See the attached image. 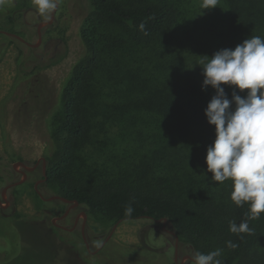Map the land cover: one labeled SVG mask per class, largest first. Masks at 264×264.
Listing matches in <instances>:
<instances>
[{"label": "trees", "instance_id": "trees-1", "mask_svg": "<svg viewBox=\"0 0 264 264\" xmlns=\"http://www.w3.org/2000/svg\"><path fill=\"white\" fill-rule=\"evenodd\" d=\"M79 2L85 54L52 115L57 152L48 161L46 185L91 215L116 222L166 219L195 252L223 249L222 264H264V213L249 219L248 206L229 199L231 181L213 183L206 171L214 126L204 110L215 91L202 90L197 65L201 56L264 37V0H219L201 17V33L198 8L186 0ZM12 6L7 0L0 17ZM11 39L21 52L29 49ZM57 61L40 65L30 55L23 63L35 69ZM222 87L231 99L232 88ZM102 157L107 165L97 161ZM129 203L131 217L124 214ZM232 220H247L253 234L231 233ZM228 241L238 247L228 248Z\"/></svg>", "mask_w": 264, "mask_h": 264}, {"label": "rangeland", "instance_id": "rangeland-1", "mask_svg": "<svg viewBox=\"0 0 264 264\" xmlns=\"http://www.w3.org/2000/svg\"><path fill=\"white\" fill-rule=\"evenodd\" d=\"M79 1L61 0L52 24L41 29L40 44L35 48L28 47L24 52L20 51L18 43L12 42L13 37L4 33L15 34L26 43L36 44V27L49 17L45 19L32 0H13L10 11L0 17V190L22 179L17 173L22 169L17 166L14 170L13 164L21 162L32 167L39 162L34 171L25 172L19 185L6 191L7 203L1 201L0 264H172L174 239L161 230V223L146 218L116 222L91 215L85 207L79 206L76 211L86 213L90 254L77 229L67 233L52 227L51 221L66 207L58 202L43 201L34 190L36 180L41 178L40 160H45L47 168L48 161L57 152V145L51 138L52 115L60 105L62 89L73 68L85 54L80 34L83 11ZM186 1L198 8L195 24L201 33V17L207 18L208 12L215 7L204 9L202 0ZM54 48H57L55 57L48 58ZM30 55L36 60V56L43 55L37 62L40 65L58 61L34 69L30 63H23ZM19 68H25V73ZM97 161L107 165L105 157ZM38 189L45 191L46 196L59 193L56 187L48 185H39ZM30 221L37 225L32 226L28 223ZM71 224L72 220L63 226L69 228ZM165 228L173 231L168 223ZM110 232L109 240L93 253L99 248L97 242L102 245ZM189 246L187 240L179 238L177 264H191L186 259L181 261L195 252Z\"/></svg>", "mask_w": 264, "mask_h": 264}, {"label": "clouds", "instance_id": "clouds-1", "mask_svg": "<svg viewBox=\"0 0 264 264\" xmlns=\"http://www.w3.org/2000/svg\"><path fill=\"white\" fill-rule=\"evenodd\" d=\"M6 2L0 0V7ZM32 2L47 19L61 0ZM218 2L202 0V7L211 9ZM139 29L144 31L145 23ZM201 57L197 65L203 76L202 90L210 86L215 91L204 110L207 123L214 126V140L206 147V171L211 173L213 183L231 181L230 201L237 207L247 205L249 219H258L264 213V37L251 36L234 49L218 50L211 58ZM222 85L232 88L231 99ZM245 89L246 95L237 94V90ZM133 212L129 203L124 214L131 217ZM229 231L243 239L254 230L247 220L239 224L232 220ZM100 246L97 242L96 247ZM227 247L238 245L228 241ZM222 253L220 248L206 254L194 252L191 264H222Z\"/></svg>", "mask_w": 264, "mask_h": 264}, {"label": "flooded vegetation", "instance_id": "flooded-vegetation-1", "mask_svg": "<svg viewBox=\"0 0 264 264\" xmlns=\"http://www.w3.org/2000/svg\"><path fill=\"white\" fill-rule=\"evenodd\" d=\"M4 34L7 35L6 33H4ZM9 37H12V36H9ZM41 40H42V38H41ZM56 53H57V48H54L52 54L49 55L48 58H54ZM36 57H37V62H39V60H41V58H43V55H39V56H36ZM38 163L39 162H36L33 166H36L37 167ZM40 163H41V165H40L41 178L38 179V180H36V182L34 184V190L37 192V194L40 196V198L43 201H46V202H58V203L60 202L61 204H63L66 207L60 215L56 216V218L51 221L52 227L55 228V229H57V230H59V231H63V232H67V233L72 232V231H75V229H77L79 231V235L81 237V240H82V242H83V244H84V246L86 248L85 240L88 243V241H87V229H86V213L84 211H76L77 208L80 205L74 206L71 203H63V202H61L59 200H50L49 199L50 197H52V196H58V195L46 196L45 191H40L38 189L39 185H46V166H45L44 174H43L42 159L40 160ZM36 167L33 170L29 171V172L34 171L36 169ZM21 169L22 170H20L17 173H19L22 176V173L21 172H24L25 173L27 171H25L23 168H21ZM5 187L6 186H4L3 188H5ZM3 188L0 190V195H1V192H2ZM40 188L42 189L43 187H40ZM45 188H48V187H45ZM82 213L85 214V217L82 216ZM71 220H72V224H71V226L69 228H66L65 226H63V224H68V222L71 221ZM160 223H161V230H162L163 224H162V222H160ZM112 230H111V232H112ZM82 232H83V234H82ZM111 232L109 233V235L107 237H105V239L103 240V243H101V244L104 245L109 240V238L111 236L110 235ZM189 247H190L191 250H193V247L191 245ZM86 250H87L88 253L91 254V252L89 251V249L86 248ZM186 256H189V255H186ZM176 258H177V253L175 254L174 260H173L175 264H177L176 263V260H177Z\"/></svg>", "mask_w": 264, "mask_h": 264}, {"label": "water", "instance_id": "water-1", "mask_svg": "<svg viewBox=\"0 0 264 264\" xmlns=\"http://www.w3.org/2000/svg\"><path fill=\"white\" fill-rule=\"evenodd\" d=\"M55 12H56V10L49 16L48 20H44V21H41V22L38 23V25L36 27V33H37V43L36 44H29V43L24 42L20 37H18L16 35H12V34H8V33H6V34L9 35V36L15 37L16 39H18L19 41L23 42L26 46H28L30 48H35L41 42V38H42L41 29H42V27L52 24V22L54 21V18H55ZM17 166H20L21 168H23L27 172L33 170L36 167V166L27 167L24 164H22L21 162H16L15 164H13L12 168L14 170H16ZM42 169H43V174H44V169H45V161H44V159H42ZM18 172H19V170H18ZM21 173H22V179H24L25 178V173L24 172H21ZM22 179L20 181H18V182L12 183V184L6 186L5 188H3L2 192H1V195H0V208L3 207L2 204H1V201H3L4 203H7L6 197H5L6 191L10 187L19 185L22 182ZM49 199L50 200H59V201H61L63 203H71L74 206H78L79 205L77 201L68 200V199L62 198L60 196H52ZM82 216L85 217V214L82 213ZM119 221H121V220H119ZM154 222L157 223V224L162 222V224H163L162 231H164L165 233H167L168 235L173 237L175 254H176L177 253V249H178V241L179 240H178V237L176 236V234L174 233V231L164 227L165 224L167 223V220L166 219H163L162 221L155 220ZM82 234H83V232H82ZM85 244H86V248L88 249V244H87L86 240H85ZM102 246H103V244L99 248H97L93 253L98 252L102 248ZM185 259L191 261V256H185L181 261H183Z\"/></svg>", "mask_w": 264, "mask_h": 264}]
</instances>
